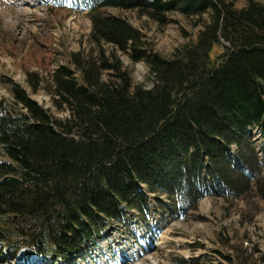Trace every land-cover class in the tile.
Listing matches in <instances>:
<instances>
[{
	"label": "trees",
	"instance_id": "trees-1",
	"mask_svg": "<svg viewBox=\"0 0 264 264\" xmlns=\"http://www.w3.org/2000/svg\"><path fill=\"white\" fill-rule=\"evenodd\" d=\"M80 1L99 56H72L80 83L69 67L53 77V105L69 118L54 120L16 86L13 104H0V257L67 258L104 232L107 219L147 212L141 186L172 197L182 216L209 193L258 210L264 146L260 154L252 130L264 137V3ZM106 9L135 11L160 26L175 14L202 29L163 58L126 19L103 16ZM104 44L114 48L110 55ZM118 51L147 65L152 87L133 84ZM247 258L236 260L264 264Z\"/></svg>",
	"mask_w": 264,
	"mask_h": 264
},
{
	"label": "rangeland",
	"instance_id": "rangeland-1",
	"mask_svg": "<svg viewBox=\"0 0 264 264\" xmlns=\"http://www.w3.org/2000/svg\"><path fill=\"white\" fill-rule=\"evenodd\" d=\"M28 1L20 9L14 0H10L9 5L0 0V104L4 98L14 102L11 88L16 86L54 120H66L70 112L67 109L58 110L53 105L52 82L56 73L69 67L74 72V79L80 83L81 76L72 56L79 52L94 59L99 56V48L92 37L88 6L84 7L80 0L82 6L76 0H51L50 3L45 0ZM228 1L236 9L246 6L245 0ZM257 1L264 3V0ZM22 2L25 1L20 0ZM101 14L126 19L139 31L148 48L163 58L196 41L202 29V26L196 28L190 21L175 14L170 16L165 26L135 11L106 9ZM103 48L107 55L114 50L109 44H104ZM117 55L134 85L152 87L150 71L144 62L133 63L128 54L119 51ZM102 77L107 80L109 73L103 71ZM15 108L16 112L22 110L20 105ZM252 136L255 148L262 154L264 137L261 131L253 129ZM0 159H4L1 154ZM146 194L150 195L154 206L151 223L155 224L158 218L164 226L163 234L153 245L155 250L145 257L144 264H238L237 257L246 260L250 254L255 260L264 257V199L260 198V194L254 201L259 204L258 210L248 207L241 200L232 202V205L209 193L199 202L196 210L186 216L177 212V216L170 217H164L160 202L169 204L172 197L148 191ZM138 213L140 216L133 218L149 221V214ZM129 226H137L136 221ZM128 235L129 232L122 227L119 232L116 231L117 244L109 240L98 245L96 250L99 252L106 247L110 251L120 247L126 252L133 243Z\"/></svg>",
	"mask_w": 264,
	"mask_h": 264
},
{
	"label": "bare ground",
	"instance_id": "bare-ground-1",
	"mask_svg": "<svg viewBox=\"0 0 264 264\" xmlns=\"http://www.w3.org/2000/svg\"><path fill=\"white\" fill-rule=\"evenodd\" d=\"M10 0H3L2 3H5L9 5ZM25 2L20 3V0H14V2L17 5V8L20 9L24 7L29 1L24 0ZM46 1V0H45ZM7 2V3H6ZM34 7V6H33ZM19 12V9H18ZM135 213V211H132L130 214ZM140 214L137 212L135 215H132L131 217H138ZM132 221H136L137 226H129L127 225V222H120V221H114L111 220V227L112 232L108 236H103L97 239V242H88L83 248H81V253H79L78 257L74 260L72 264H121L123 261H125L124 264H142V262L145 258H139V247L136 245V242L133 240L132 234L138 233L139 235H148L149 230L148 227L143 221L140 220V218H135ZM125 229L127 232H129L131 241V248L126 252H124L120 247L114 248L112 250H108L106 247H104L101 251H97L96 247L100 244H103L107 241L114 240V244H117L116 242V231L119 232V229L122 228ZM124 231V230H123ZM127 235L126 233H124ZM142 260V261H141ZM140 261V262H139Z\"/></svg>",
	"mask_w": 264,
	"mask_h": 264
}]
</instances>
